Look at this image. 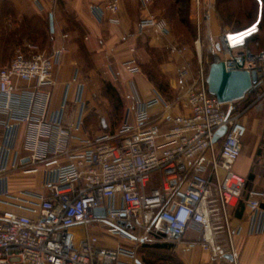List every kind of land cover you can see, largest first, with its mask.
<instances>
[{
    "label": "built area",
    "instance_id": "2783aa9c",
    "mask_svg": "<svg viewBox=\"0 0 264 264\" xmlns=\"http://www.w3.org/2000/svg\"><path fill=\"white\" fill-rule=\"evenodd\" d=\"M55 1L32 3L42 11L45 2ZM139 1L140 33L166 38V21L149 13L154 0ZM194 2L198 20L210 22L211 0ZM90 10L98 19L109 13V22L120 24L121 0ZM217 46L228 71L257 72L250 92L255 99L248 107L239 108L240 101L220 104L208 91L204 71L191 79L185 65L180 78L188 89L181 112H173L160 94L146 101L135 97L115 131L103 129L95 136L85 129V84L78 77L66 86L59 109H52L53 93L42 91L55 86L66 47L46 52L26 43L15 51L0 69V264H138L145 241L180 244L190 233L214 261L239 264L235 237L241 229L232 228L230 209L238 207L246 190L247 181L235 167L248 133L242 119L264 103V50H237L226 32ZM170 52L185 51L171 45ZM123 66L130 75L141 74L136 58ZM72 85L78 86L73 103L82 107L76 120L66 119ZM22 126L28 127L23 150L29 156L16 147ZM223 127L225 136L214 144ZM155 173L161 175L158 188L151 186ZM16 175L41 176V190L14 191ZM246 204L249 235L264 234V191H250ZM98 209L103 216H96ZM91 228L127 244L107 247Z\"/></svg>",
    "mask_w": 264,
    "mask_h": 264
},
{
    "label": "rangeland",
    "instance_id": "374dc122",
    "mask_svg": "<svg viewBox=\"0 0 264 264\" xmlns=\"http://www.w3.org/2000/svg\"><path fill=\"white\" fill-rule=\"evenodd\" d=\"M72 1L59 0L57 4H47L45 10L41 11L36 9L29 0H0V69L11 61L14 51L23 44H35L40 50L46 52H51L54 49L55 36L50 31V15H54L58 31L80 32ZM203 1L206 4L209 2V0ZM126 2V12L132 22L140 23L144 16L141 2L139 0H126ZM211 3L213 4L212 14L221 29V34L224 32L242 34L249 31L250 35L245 40L246 46L252 50L264 49L263 5H261L263 14H260L256 25L242 32L234 33L255 21L257 11L255 1L211 0ZM206 6L203 8L206 9ZM196 8L194 0H154L149 7V13L166 21L169 34L166 38L158 41L150 31L138 33L139 38L135 45L138 51L137 59L141 75L152 84L155 91L167 103L174 106L176 111L182 110L183 98L188 89L187 83L182 82L180 78L182 68L189 65L191 79H196L201 71H204V74L208 76L210 66L215 59L221 60L217 51L219 37L210 35V22L203 19L198 20ZM220 17H222L221 20ZM220 29L217 33H220ZM253 29L255 31L252 33ZM83 34L82 32V41ZM255 36L257 39H252ZM248 39L249 42H247ZM171 45L184 49V54H172L170 52ZM88 73L90 72L85 70V74L89 78V81H85V85L95 108L88 113L91 122H87V130L91 135L99 134L103 131L100 124L105 121L104 129L113 132L121 125L126 116L124 101L120 100V93L108 76L100 73L89 77ZM151 80L157 82L159 86ZM110 87L117 96L109 90ZM261 105L263 107L260 109L254 108L248 111L242 119L248 128V133L243 141V154L235 167L238 174H244L247 168L245 159L249 158L255 165L254 167L260 169L261 176L253 184H250V181L247 182V188L253 185L252 187L257 190L263 189L261 183L264 182L262 172L264 167V105ZM245 106L246 103H240L239 108ZM107 123L112 127H108ZM160 184V173L153 174L151 186L158 188ZM91 232L100 236L102 244H108L106 241L108 237L102 230L91 228ZM113 240L118 242V239ZM139 251L144 253L148 259L146 261L149 263L161 257L164 258L163 260H172L174 264H183L178 256L170 251L166 253L154 248H141V246Z\"/></svg>",
    "mask_w": 264,
    "mask_h": 264
},
{
    "label": "crops",
    "instance_id": "0c3cea01",
    "mask_svg": "<svg viewBox=\"0 0 264 264\" xmlns=\"http://www.w3.org/2000/svg\"><path fill=\"white\" fill-rule=\"evenodd\" d=\"M29 1L36 9H38L32 3V0ZM58 1L59 0L55 2H45L43 10H45L47 4H57ZM107 1L108 0H73L71 2L76 10V20L80 26V32H63L61 30L58 31V28H56L55 26V20L54 32H52L50 28L51 33L55 36L54 49L61 48L62 46H65L67 49V52L62 56L59 68L56 69L54 73V80L56 83L55 86L46 87L42 90L43 93L49 91L53 93V110L60 108L66 92V86L75 77H78L79 81L84 84L85 81H89V78H87L85 74V70L90 72L88 73L89 77H94L95 75L102 73L111 79L112 83L118 89L121 99L124 101L125 114L127 113L128 109L133 106V100L135 97L146 101L159 94L155 91V88L148 82V80L144 76H142L141 74L130 75L123 66L126 61L132 58L137 59L138 51L135 45L136 41L139 38L138 33H140L139 23L132 22V19L126 12V0H121L119 25H113L109 22V20L112 18L109 13H105L102 19H98L91 12V5H98L103 7V5ZM51 16H53L54 19V15H50V17ZM219 29L220 28L215 20V16H213L212 14L210 19V35L213 34V37L218 38L221 34V29L220 33H217ZM254 31L255 30L253 29L252 33ZM82 32L84 33L83 41L81 39ZM64 35L68 36L66 40L63 39ZM249 35V31L242 34H229L233 46L237 50L243 47H247L245 44V40ZM32 45L36 46L38 50H40L37 45ZM77 90V85L71 86L69 97L71 102L66 113V119L69 118L76 120L82 112V107H79L73 103ZM83 97L85 101V105L83 107L85 129L88 132L86 124L87 122H91V118L88 117V113L95 107L92 104L93 102L90 100V93L86 88V85ZM261 104L264 105V103H258L257 105L259 106H254L252 109H260L261 107H263ZM173 112L179 113L181 111L174 110ZM104 123L106 122L102 121L100 124L102 129H104ZM107 125L108 127H112L108 123ZM27 130V126H22L19 130L16 147L20 151L23 150L24 144L26 143L28 133ZM88 133L89 135H91L90 132ZM3 135L4 131L2 128H0V145L2 143ZM22 155L29 156L30 153L23 150ZM238 163L239 160L236 163V166L238 165ZM245 164L247 168L242 176L245 177L247 182L250 181V184H253L255 180H257V178L261 176L262 173L259 171L260 169L254 167L255 165H253V162L249 160V158L245 159ZM262 172L264 175V167ZM250 176H253V179H250ZM41 180V176L30 180L22 179L18 175H16L14 179H12L11 188L14 191L21 189H35L40 191ZM252 186H249V188H251L249 189L247 188L246 183L245 194L240 204L238 205V207L230 209V213L232 215V228L241 229L240 234L235 237L236 249L238 253L237 261L239 260V264H264V234L249 235V210L246 204L250 191H264V182L261 183V186H263L262 190H257ZM195 238L196 235L194 233H190L180 244H171L160 239L147 240L145 241V243L147 242L159 245H172L171 248H161L158 250L164 251L166 253H168L169 251L175 253L176 256H178V258L183 262V264H228L227 261H214L208 252L202 250L199 245H197ZM106 241L108 244L103 245L110 248H116L120 244H127L126 242L120 240H118V242H115L113 239H106ZM241 246L242 248H240ZM239 250L241 251L239 252ZM142 256H144L145 259L144 257L142 258ZM146 258L147 257L143 252H138V264H174L172 260L164 262L161 257H158V259H154L152 263H149L148 261H146L148 260Z\"/></svg>",
    "mask_w": 264,
    "mask_h": 264
},
{
    "label": "water",
    "instance_id": "95a60500",
    "mask_svg": "<svg viewBox=\"0 0 264 264\" xmlns=\"http://www.w3.org/2000/svg\"><path fill=\"white\" fill-rule=\"evenodd\" d=\"M50 28L54 32V19L50 17ZM257 72L247 71H228L224 62H214L210 66L207 76V86L209 93L215 97L220 104H232L245 99L247 94L252 91L253 85L257 84ZM227 127L217 131L213 143H218L226 134ZM96 216H103V209L95 211ZM227 259H232L230 256Z\"/></svg>",
    "mask_w": 264,
    "mask_h": 264
},
{
    "label": "trees",
    "instance_id": "16d2710c",
    "mask_svg": "<svg viewBox=\"0 0 264 264\" xmlns=\"http://www.w3.org/2000/svg\"><path fill=\"white\" fill-rule=\"evenodd\" d=\"M159 1V0H158ZM255 1V3H256V7H257V11H256V19H255V21L253 22V23H251V25H249L248 27H246V28H243V29H240V30H238V31H236V32H234V33H237V32H242V31H244L245 29H247V28H249V27H251V26H254V25H256L257 24V22H258V19H260V14L262 13L263 14V12H262V7H261V5H263L264 6V0H254ZM221 18L222 17H220V20H221ZM187 23V22H186ZM252 39H257V37L255 36L254 38H252ZM250 40L248 39V41L247 42H249ZM252 50V49H251ZM261 50H264V49H261ZM261 50H252V51H254V52H258V51H261ZM220 60L219 59H215V61L214 62H219ZM213 62V63H214ZM207 77V76H206ZM151 81H153V83H155L157 86H159L158 85V83L157 82H154V80H151ZM109 90H111V92H114V95H116L117 96V94H116V92L110 87L109 88ZM121 98V97H120ZM254 99H255V94L254 93H250V94H248L247 96H246V98L244 99V100H242V101H240L239 102V106H240V103L242 104V103H246V106L245 107H243V108H246V107H248L253 101H254ZM120 100H122V99H120ZM250 179H253V176H250ZM143 247H149V248H154V249H161V248H171L172 247V245H169V244H163V245H159V244H151V243H142V245H141V248H143ZM141 251H139V253H140ZM164 259V258H163ZM169 260V259H168ZM168 260H163L164 262L165 261H168Z\"/></svg>",
    "mask_w": 264,
    "mask_h": 264
}]
</instances>
